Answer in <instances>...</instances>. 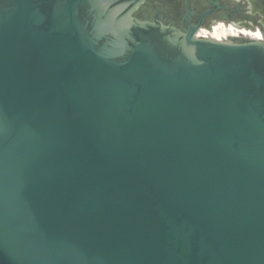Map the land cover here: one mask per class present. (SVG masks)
Instances as JSON below:
<instances>
[{"label": "water", "instance_id": "obj_1", "mask_svg": "<svg viewBox=\"0 0 264 264\" xmlns=\"http://www.w3.org/2000/svg\"><path fill=\"white\" fill-rule=\"evenodd\" d=\"M140 1L0 0V264H264V39Z\"/></svg>", "mask_w": 264, "mask_h": 264}, {"label": "flooded vegetation", "instance_id": "obj_2", "mask_svg": "<svg viewBox=\"0 0 264 264\" xmlns=\"http://www.w3.org/2000/svg\"><path fill=\"white\" fill-rule=\"evenodd\" d=\"M130 16L142 21L160 20L182 32L212 30L218 23L255 26L264 31V0H141ZM256 27V26H255Z\"/></svg>", "mask_w": 264, "mask_h": 264}, {"label": "bare ground", "instance_id": "obj_3", "mask_svg": "<svg viewBox=\"0 0 264 264\" xmlns=\"http://www.w3.org/2000/svg\"><path fill=\"white\" fill-rule=\"evenodd\" d=\"M200 33L205 36L215 37L220 40L229 39L231 36L247 35L253 38H261L263 32L261 28L253 29L246 27H239L233 23L227 24L224 22L218 23L212 30L201 29Z\"/></svg>", "mask_w": 264, "mask_h": 264}, {"label": "rangeland", "instance_id": "obj_4", "mask_svg": "<svg viewBox=\"0 0 264 264\" xmlns=\"http://www.w3.org/2000/svg\"><path fill=\"white\" fill-rule=\"evenodd\" d=\"M255 26H256V27H255ZM255 26H249V25H248V27H246V28L253 27L254 29H256V30H257V29H258V27H257V25H255ZM251 30H253V29H251Z\"/></svg>", "mask_w": 264, "mask_h": 264}, {"label": "built area", "instance_id": "obj_5", "mask_svg": "<svg viewBox=\"0 0 264 264\" xmlns=\"http://www.w3.org/2000/svg\"><path fill=\"white\" fill-rule=\"evenodd\" d=\"M241 27H244V26H241ZM251 29V28H250ZM261 39H264V33H263V36L261 37Z\"/></svg>", "mask_w": 264, "mask_h": 264}]
</instances>
